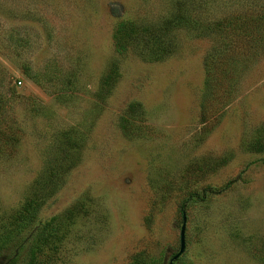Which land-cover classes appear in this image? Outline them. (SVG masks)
<instances>
[{"label": "rangeland", "instance_id": "1", "mask_svg": "<svg viewBox=\"0 0 264 264\" xmlns=\"http://www.w3.org/2000/svg\"><path fill=\"white\" fill-rule=\"evenodd\" d=\"M168 4L0 0V224L39 199L23 235L51 232L31 264H168L188 193L171 264H264V48L211 86L207 37L179 29L158 61L116 47L118 19Z\"/></svg>", "mask_w": 264, "mask_h": 264}, {"label": "trees", "instance_id": "2", "mask_svg": "<svg viewBox=\"0 0 264 264\" xmlns=\"http://www.w3.org/2000/svg\"><path fill=\"white\" fill-rule=\"evenodd\" d=\"M228 3L232 0H169L164 12L155 19H118L114 26L116 47L119 50L127 49L132 44L144 51L148 61H158L173 53L174 43L172 33L179 29L209 38L210 47L202 57V66L207 81L225 80L228 76V67L234 65L239 59L250 55H257L254 47L264 48V8L256 9L253 6L249 13H219V2ZM256 9V10H255ZM218 11V12H217ZM219 13V14H217ZM257 49V50H258ZM115 68V67H114ZM117 78V70L108 69L102 78L105 87ZM129 108L134 112V103H129ZM127 105V106H128ZM126 120L119 121L123 132L130 129ZM7 139L11 136L7 134ZM55 170L51 172L54 173ZM193 197H187L177 206V212H184V202ZM35 203V204H34ZM39 199H34L32 205L19 210L12 218L9 226L0 224V264H31L38 245L45 241L51 229L35 225L23 235L27 222L34 219L39 210ZM13 247L11 253L7 249ZM25 248L26 259L18 260L20 250Z\"/></svg>", "mask_w": 264, "mask_h": 264}, {"label": "water", "instance_id": "3", "mask_svg": "<svg viewBox=\"0 0 264 264\" xmlns=\"http://www.w3.org/2000/svg\"><path fill=\"white\" fill-rule=\"evenodd\" d=\"M184 227H185V215L182 213L181 215V223L179 226V234H178V249L177 251L170 257L168 264H171L172 261L177 258L184 250Z\"/></svg>", "mask_w": 264, "mask_h": 264}]
</instances>
